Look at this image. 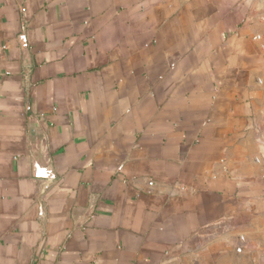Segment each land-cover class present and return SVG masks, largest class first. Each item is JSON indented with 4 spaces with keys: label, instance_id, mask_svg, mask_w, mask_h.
<instances>
[{
    "label": "crops",
    "instance_id": "obj_1",
    "mask_svg": "<svg viewBox=\"0 0 264 264\" xmlns=\"http://www.w3.org/2000/svg\"><path fill=\"white\" fill-rule=\"evenodd\" d=\"M0 264H264V0H0Z\"/></svg>",
    "mask_w": 264,
    "mask_h": 264
}]
</instances>
